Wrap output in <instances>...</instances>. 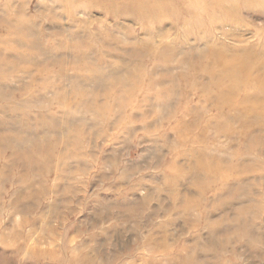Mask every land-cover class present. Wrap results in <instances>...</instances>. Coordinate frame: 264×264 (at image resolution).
Returning <instances> with one entry per match:
<instances>
[{"label":"rangeland","instance_id":"374dc122","mask_svg":"<svg viewBox=\"0 0 264 264\" xmlns=\"http://www.w3.org/2000/svg\"><path fill=\"white\" fill-rule=\"evenodd\" d=\"M154 1L0 0V264H264V0Z\"/></svg>","mask_w":264,"mask_h":264},{"label":"bare ground","instance_id":"6f19581e","mask_svg":"<svg viewBox=\"0 0 264 264\" xmlns=\"http://www.w3.org/2000/svg\"><path fill=\"white\" fill-rule=\"evenodd\" d=\"M155 3V1L154 0H148V1H145V0H138V5L139 6H141L142 8L143 7H145L146 8V6L144 5V4H149V3ZM213 2H215V0H213ZM156 4H158V3H155L154 5H156ZM164 4H166V2L164 3ZM148 6V5H147ZM14 40V39H13ZM16 40V39H15ZM4 53V52H3ZM142 73V72H141ZM103 76V75H102ZM220 78V77H219ZM218 78V79H219ZM93 81V80H92ZM136 85V84H135ZM147 88V87H146ZM4 89V88H3ZM7 92V91H6ZM145 96V95H144ZM143 96V97H144ZM78 102V101H77ZM96 110V109H95ZM0 142H2V143H0V162L2 161V154H5V152L8 150V149H10L11 148V146L8 144V139L6 140V138L5 137H3V136H1L0 135ZM4 143V146H2V144ZM44 153H42V155H43ZM45 155V154H44ZM12 156V155H11ZM36 155H34V156H31L33 159H35L36 157H35ZM12 159L10 160L11 161V163L9 162L8 164H6L5 165V163L3 164V163H0V168H2V169H0V175L1 176H5L6 175V173L4 172L5 170V168L6 167H8L9 165H11V167L13 166V165H15V163H17L16 161H17V145H16V150L14 151V156L13 157H11ZM10 159V158H9ZM4 168V169H3ZM1 178V177H0Z\"/></svg>","mask_w":264,"mask_h":264}]
</instances>
